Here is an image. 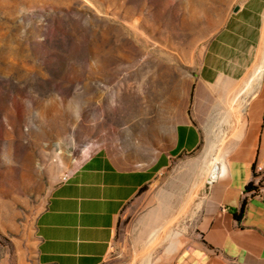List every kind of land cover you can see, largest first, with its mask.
Wrapping results in <instances>:
<instances>
[{"label": "rangeland", "instance_id": "374dc122", "mask_svg": "<svg viewBox=\"0 0 264 264\" xmlns=\"http://www.w3.org/2000/svg\"><path fill=\"white\" fill-rule=\"evenodd\" d=\"M258 1L235 16L238 0H0V264H36L52 189L100 149L130 168L167 156L120 211L100 264H143L156 230L148 264L188 240L213 177L204 146L225 160L260 90ZM179 125L199 142L169 156Z\"/></svg>", "mask_w": 264, "mask_h": 264}, {"label": "crops", "instance_id": "0c3cea01", "mask_svg": "<svg viewBox=\"0 0 264 264\" xmlns=\"http://www.w3.org/2000/svg\"><path fill=\"white\" fill-rule=\"evenodd\" d=\"M242 11L243 6L234 15ZM245 11L254 14L249 8ZM260 16L263 20V9ZM233 58L236 63L246 61L239 56ZM261 84L246 107L242 138L209 182L193 233L158 264H264V195L259 198L245 191L256 178L264 184V173L258 171L264 158V79ZM178 127L192 129L196 135L194 146L184 140L178 152L194 150L199 142L195 129ZM177 128L169 156L179 142ZM166 163L167 156L160 155L150 167L130 168L104 149L84 159L66 181L52 189L37 217L36 264H100L120 211L148 187Z\"/></svg>", "mask_w": 264, "mask_h": 264}, {"label": "bare ground", "instance_id": "6f19581e", "mask_svg": "<svg viewBox=\"0 0 264 264\" xmlns=\"http://www.w3.org/2000/svg\"><path fill=\"white\" fill-rule=\"evenodd\" d=\"M263 73H264V64L261 65L259 68L256 69L255 74L253 75V82L255 83V85L259 88L261 86V82L263 79ZM250 89V88H249ZM253 90V88H252ZM251 91V90H250ZM249 92V91H248ZM250 94V93H249ZM244 101V100H243ZM243 105V103H241ZM240 104V105H241ZM241 105V106H242ZM240 107V106H239ZM246 107V106H245ZM245 107L244 105L242 106V108L240 109V113L245 111ZM228 116V115H226ZM233 117V116H232ZM224 119H226L224 117ZM229 119V118H228ZM225 122V121H224ZM223 122V124H224ZM227 124V123H225ZM221 129V128H220ZM221 132V130H220ZM215 133V132H214ZM213 133V134H214ZM215 136V135H214ZM221 139H223V136ZM216 138V137H215ZM213 139V138H212ZM220 139V138H219ZM210 141V140H209ZM207 140V143L204 146L203 152L201 154L202 156V167H201V172L202 171H206L204 175H209L212 174L213 176L216 174V172L218 171V168L220 166V163H217L215 161L216 158V154L215 151L217 152V150L215 149V144L212 142H209ZM216 142V141H215ZM220 143V142H219ZM218 149V148H217ZM204 175L202 176V178L204 177ZM200 177V176H199ZM201 178V179H202ZM205 178V177H204ZM197 183V181H196ZM198 188V187H197ZM170 231V230H169ZM158 232L159 230L154 231L153 233H151V235L149 236L148 240L146 241V245L144 247V252L142 253V263L143 264H148L149 261V256H150V252L153 248V245H156L157 243L156 240L158 239ZM159 242V241H158Z\"/></svg>", "mask_w": 264, "mask_h": 264}, {"label": "trees", "instance_id": "16d2710c", "mask_svg": "<svg viewBox=\"0 0 264 264\" xmlns=\"http://www.w3.org/2000/svg\"><path fill=\"white\" fill-rule=\"evenodd\" d=\"M177 130H178L179 142L175 150L172 151L171 153L172 155L176 154L182 148V143L184 142V140L190 146H194L196 144V135L192 129L187 130L185 127H178ZM157 168L158 166L154 168L153 171H155ZM250 189L252 188L250 185H248L245 191H249ZM242 212H243V206L241 207L239 213L242 214Z\"/></svg>", "mask_w": 264, "mask_h": 264}, {"label": "built area", "instance_id": "2783aa9c", "mask_svg": "<svg viewBox=\"0 0 264 264\" xmlns=\"http://www.w3.org/2000/svg\"><path fill=\"white\" fill-rule=\"evenodd\" d=\"M245 1L247 0H238V8H241ZM258 171L259 173H264V158L261 159V168L258 169ZM68 176L69 175L63 176L61 181H66ZM250 186L252 189L249 190V194L262 198V196L264 195V184H262L261 180L258 181V179L256 178V181L252 182Z\"/></svg>", "mask_w": 264, "mask_h": 264}, {"label": "water", "instance_id": "95a60500", "mask_svg": "<svg viewBox=\"0 0 264 264\" xmlns=\"http://www.w3.org/2000/svg\"><path fill=\"white\" fill-rule=\"evenodd\" d=\"M238 7H235L234 9H233V12H237L238 11Z\"/></svg>", "mask_w": 264, "mask_h": 264}]
</instances>
